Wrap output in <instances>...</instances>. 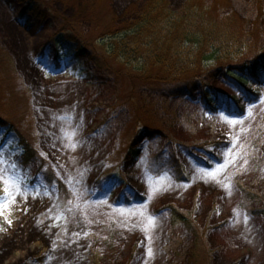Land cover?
<instances>
[{"label": "rangeland", "instance_id": "rangeland-1", "mask_svg": "<svg viewBox=\"0 0 264 264\" xmlns=\"http://www.w3.org/2000/svg\"><path fill=\"white\" fill-rule=\"evenodd\" d=\"M148 1L36 0L33 17L29 2L0 0V264H94L95 250L105 264H264V222L238 185L264 195V84L251 100L222 73L211 83L226 98L210 111L179 82L107 60L110 34ZM220 1L263 55L264 0ZM17 130L37 153L29 164ZM169 204L208 228L193 261Z\"/></svg>", "mask_w": 264, "mask_h": 264}, {"label": "trees", "instance_id": "trees-1", "mask_svg": "<svg viewBox=\"0 0 264 264\" xmlns=\"http://www.w3.org/2000/svg\"><path fill=\"white\" fill-rule=\"evenodd\" d=\"M19 1H29V11L34 16L42 15L37 10L36 0ZM221 7L223 3L220 0H185L178 10L168 0H149L135 19L115 34H110L107 60L114 58L124 66H131L129 72L139 78L179 82L192 97L201 91L206 104L213 110L223 98L211 80L222 73L234 78L252 94L255 85L264 84V54L259 50L254 52L252 42L256 36L247 30L249 20L233 11L220 12ZM108 69L113 70V67L108 65ZM232 98L238 101L236 96ZM240 108L243 110L244 107ZM17 133L28 163L36 157L35 148L23 132L17 130ZM216 144V141L209 140L197 146L206 148ZM175 171L178 180H189L178 160H175ZM238 185L249 210L261 216L264 222V195L243 181ZM167 208L172 229L183 225L194 236L191 261L200 257L201 247L205 251L208 249V228L200 227L192 210H184L176 204H169ZM91 257L94 264H105V256L100 251H93ZM208 258L206 264H209Z\"/></svg>", "mask_w": 264, "mask_h": 264}]
</instances>
